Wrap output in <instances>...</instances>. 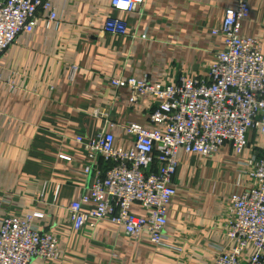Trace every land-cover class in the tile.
<instances>
[{"label":"crops","instance_id":"obj_1","mask_svg":"<svg viewBox=\"0 0 264 264\" xmlns=\"http://www.w3.org/2000/svg\"><path fill=\"white\" fill-rule=\"evenodd\" d=\"M48 1L57 21L43 12L34 31L20 34L0 56V227L6 219L32 217L37 230L57 238V258L31 264H215L221 250L232 253L238 244L229 234L232 198L261 187L259 129L242 149L226 144L210 155L179 151L161 244L148 231L128 235L110 220L90 219L75 230L69 206L95 182L79 137L88 141L105 130L117 148L132 150L131 124L167 131L166 123L151 121L156 96L146 93L133 103L132 90L113 81L169 86L206 76L226 49V12L239 0H146L137 12L116 11L112 0ZM249 2L240 33L264 57V0ZM116 17L126 23V35L104 32ZM109 167L100 156L94 162L104 174ZM131 211L151 215L137 203ZM256 250L249 244L242 262Z\"/></svg>","mask_w":264,"mask_h":264},{"label":"built area","instance_id":"obj_2","mask_svg":"<svg viewBox=\"0 0 264 264\" xmlns=\"http://www.w3.org/2000/svg\"><path fill=\"white\" fill-rule=\"evenodd\" d=\"M146 0H112L114 10L137 12ZM43 12L50 22L57 21L48 0H0V56L16 43L20 34L32 33ZM249 0H239L228 9L223 31L226 49L206 76L182 78L179 84L162 86L148 80H115L116 87L132 90L131 102L151 93L160 102L151 116L154 123H166V133L131 124L135 148L115 146L113 134L102 130L91 140L79 137L88 150L95 170L94 184L80 201L69 206V220L80 230L88 220H110L128 235L148 231L156 244L164 239L167 207L176 194L174 178L180 150L210 155L226 144L242 149L249 144L253 130L264 132V57L251 38L240 33L241 21L249 16ZM104 32L126 35L127 25L120 18L110 19ZM103 117H107L106 114ZM102 157L110 166L105 174L94 168ZM93 173V172H92ZM261 187L232 198L233 219L230 237L237 241L232 253L221 250L215 264H264V156L258 162ZM151 210L148 218L132 214L133 204ZM91 204V209H84ZM28 220L6 219L0 227V264H31L36 258H57L58 240L43 233ZM249 244L256 253L248 263L241 256Z\"/></svg>","mask_w":264,"mask_h":264}]
</instances>
